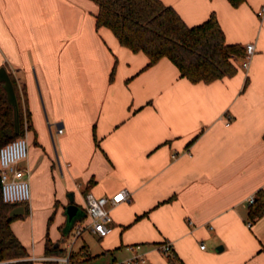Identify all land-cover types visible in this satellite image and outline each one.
<instances>
[{"label":"crops","instance_id":"obj_1","mask_svg":"<svg viewBox=\"0 0 264 264\" xmlns=\"http://www.w3.org/2000/svg\"><path fill=\"white\" fill-rule=\"evenodd\" d=\"M160 1L188 26L214 14L226 44L254 45L248 68L239 57L234 75L191 83L97 28L91 0H0V67L16 82L28 143L19 166L30 200L10 228L33 264L53 257L47 239L68 248L67 205L122 189L111 232L80 234L91 236L81 261L171 264L168 242L182 264H264V215L248 218L249 197L264 191V0Z\"/></svg>","mask_w":264,"mask_h":264},{"label":"trees","instance_id":"obj_2","mask_svg":"<svg viewBox=\"0 0 264 264\" xmlns=\"http://www.w3.org/2000/svg\"><path fill=\"white\" fill-rule=\"evenodd\" d=\"M98 6L95 26L108 28L119 44L132 52H142L150 66L161 58H167L178 69L180 75L191 83H210L236 72L234 62L244 54V48L237 44H226L223 32L214 14L204 22L188 26L171 7L160 0H91ZM237 6L242 0H228ZM13 85L18 117V132L14 129L12 106L6 100L0 83V146L23 133V111L13 76ZM112 77V73L110 75ZM27 125L30 126L27 115ZM264 140V136H263ZM17 204H7L0 194V262L3 264H33L28 253L10 228V223L20 216L10 215ZM264 215V191L259 190L249 205L248 218L252 221ZM65 224L62 226V231ZM71 231V229H70ZM69 231V232H70ZM65 250L47 239L45 255L60 256ZM80 252L82 254H80ZM80 250L71 252L70 259L80 263ZM171 264H182L171 251L166 255ZM43 264H55L43 261Z\"/></svg>","mask_w":264,"mask_h":264},{"label":"built area","instance_id":"obj_3","mask_svg":"<svg viewBox=\"0 0 264 264\" xmlns=\"http://www.w3.org/2000/svg\"><path fill=\"white\" fill-rule=\"evenodd\" d=\"M264 7L259 14L262 13ZM255 53V47L252 43L245 45L244 54L242 56L241 67L247 69L249 63ZM61 132V129H58ZM28 143L24 136H18L0 146V194L1 199L7 204H25L30 200V189L27 180L28 169L20 167L19 164L27 158ZM129 192L126 189L113 194L109 197H96L91 193H87L84 197V210L86 213L85 223H78L75 227L74 237L80 236L84 230H88L99 237L108 235L112 227L111 216L108 206H114L121 201L128 200ZM254 196L249 197L248 203L252 204ZM74 242V239H73ZM139 246H130V250ZM201 248L204 245L201 244ZM160 251L167 255L171 251V245L164 242L160 245ZM72 252V243L70 242L65 254L60 256L45 257V260L54 261L55 264H79L74 263L70 259ZM141 255L133 257L119 264H144Z\"/></svg>","mask_w":264,"mask_h":264},{"label":"water","instance_id":"obj_4","mask_svg":"<svg viewBox=\"0 0 264 264\" xmlns=\"http://www.w3.org/2000/svg\"><path fill=\"white\" fill-rule=\"evenodd\" d=\"M0 83H1L2 88L5 91L6 100L8 104L12 106L13 111L15 113L14 129H15V132H18L16 97H15L13 85L11 83L9 74L7 73L4 67H0ZM22 213H23V206L19 205V206L14 207L9 214L12 216V215H17V214H22ZM65 215H66V222H65V227L63 229V233L66 235L69 233L74 223L76 221L83 219L86 216V213L84 210L80 209L79 207L71 203L65 207Z\"/></svg>","mask_w":264,"mask_h":264},{"label":"rangeland","instance_id":"obj_5","mask_svg":"<svg viewBox=\"0 0 264 264\" xmlns=\"http://www.w3.org/2000/svg\"><path fill=\"white\" fill-rule=\"evenodd\" d=\"M86 221V217H84L83 219L79 220L78 223H85ZM63 233V231H62ZM70 236H69V239H70V242L72 243V251L76 252L78 251V248L79 246H81L83 243V239L84 240H90L91 241V236L89 237V234L86 232L84 234H82V236H78V237H74L75 235V228H73L70 232H69ZM73 239H74V242H73ZM92 252L94 249V245H92ZM80 254H82L80 252ZM81 264H112V261H111V256L109 255H106V256H101L99 258H96L94 260H88V261H80Z\"/></svg>","mask_w":264,"mask_h":264}]
</instances>
